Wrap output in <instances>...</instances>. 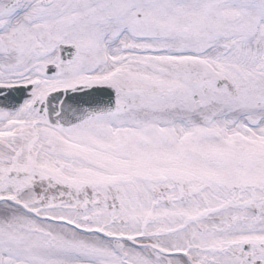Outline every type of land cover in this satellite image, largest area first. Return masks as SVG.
<instances>
[{"label":"snow or ice","instance_id":"obj_1","mask_svg":"<svg viewBox=\"0 0 264 264\" xmlns=\"http://www.w3.org/2000/svg\"><path fill=\"white\" fill-rule=\"evenodd\" d=\"M0 264H264V0H0Z\"/></svg>","mask_w":264,"mask_h":264}]
</instances>
